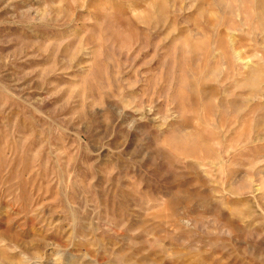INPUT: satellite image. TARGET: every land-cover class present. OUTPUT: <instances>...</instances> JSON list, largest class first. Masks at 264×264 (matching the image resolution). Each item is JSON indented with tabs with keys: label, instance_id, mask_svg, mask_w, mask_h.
<instances>
[{
	"label": "rangeland",
	"instance_id": "rangeland-1",
	"mask_svg": "<svg viewBox=\"0 0 264 264\" xmlns=\"http://www.w3.org/2000/svg\"><path fill=\"white\" fill-rule=\"evenodd\" d=\"M0 264H264V0H0Z\"/></svg>",
	"mask_w": 264,
	"mask_h": 264
}]
</instances>
